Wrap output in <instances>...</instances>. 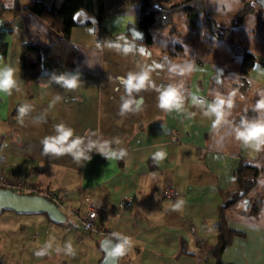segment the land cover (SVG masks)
I'll use <instances>...</instances> for the list:
<instances>
[{
  "label": "crops",
  "instance_id": "0c3cea01",
  "mask_svg": "<svg viewBox=\"0 0 264 264\" xmlns=\"http://www.w3.org/2000/svg\"><path fill=\"white\" fill-rule=\"evenodd\" d=\"M18 1L24 6L31 0ZM104 1L106 14L99 24L72 27L80 53L71 66L44 54L39 79L29 80L21 59L23 42L49 44L59 32L33 10L14 12L16 0H4L0 71H12L15 83L0 92V175L64 193L69 209L64 220L70 224L46 213L4 217L13 222L11 250L23 242L20 233L27 225L41 227L39 236L35 229L32 234L38 236L36 246L69 250L74 212L83 214L89 197L101 205L96 221L122 238L118 246L125 253L118 264H264V143L245 141L239 133L247 128L232 122L235 114L253 107L257 117L251 125L264 123V109L258 107L264 100L263 5L250 0L252 11L239 20L245 0H204L194 25L176 14L180 34L151 28L152 44H147L129 32L131 25H139L140 1ZM210 17L228 27L224 37L213 34ZM229 33L255 55L246 74L243 54L234 51ZM59 77H75L77 86L67 88ZM130 77L134 83L146 79L139 89L129 90ZM243 82L249 92L239 88ZM170 88L177 101L163 108L160 98ZM218 100L224 101L219 117L212 111ZM57 126L72 131L65 147L81 141L77 149L45 152L44 141L60 135ZM102 146L115 156L101 154ZM77 151L83 152L79 158ZM240 163L258 167L256 183L222 213L227 194L238 189ZM167 184L177 190L174 198L163 195ZM123 193L132 194L134 203L121 210ZM254 197L263 199L257 213L248 211ZM1 223L0 234L7 226ZM222 224L236 232L218 258L213 248ZM99 242L59 256V264H99L104 257Z\"/></svg>",
  "mask_w": 264,
  "mask_h": 264
},
{
  "label": "trees",
  "instance_id": "16d2710c",
  "mask_svg": "<svg viewBox=\"0 0 264 264\" xmlns=\"http://www.w3.org/2000/svg\"><path fill=\"white\" fill-rule=\"evenodd\" d=\"M140 1L141 14L138 27L144 32V38L141 40L147 44H152L150 34L151 28L166 29L169 32L180 34L176 14H184L185 20L194 25L197 16L205 8L204 0H175L169 4L163 3L162 0H131ZM264 7V0H257ZM4 0H0V15L7 9ZM14 12L21 9H30L37 13L42 19L48 22L57 32H59L56 41L49 44H44L39 40H26L22 44L21 59L25 68L26 76L29 80H38L40 77V64L44 54L51 55L64 64L71 66L72 61L80 53L78 47L71 39V30L76 25H91L99 24L106 14L104 0H52L51 3L42 0H31L24 6H21L16 0L12 7ZM253 5L250 0H245L242 8L239 9L237 19L241 20L245 15L252 11ZM210 29L217 37H224L228 33V27L218 24L213 18H209ZM228 38L234 48V51L243 54L242 72L246 74L250 66L254 63L255 55L250 52L244 45L237 43L228 34ZM232 39V40H231ZM179 46V45H178ZM239 88L249 92L247 82L239 85ZM257 117V112L251 107L244 113L235 114L232 122L240 128H248L254 118ZM259 169L255 165L240 163L236 169L238 181V189L227 194L223 210L234 203L236 200L247 194L254 186L257 180ZM262 197H254L249 200L248 211L257 213L262 203ZM3 210L2 212H4ZM1 212V213H2ZM0 213V214H1ZM51 220L60 223L64 226L70 224L63 219L55 220L46 213ZM222 222V221H221ZM236 232L234 229L222 224L220 236L213 248V254L218 258L225 244L230 240L232 234ZM119 244L118 241H115ZM99 246L104 250L101 242ZM183 251L180 250L179 254ZM0 264H4L0 259Z\"/></svg>",
  "mask_w": 264,
  "mask_h": 264
},
{
  "label": "rangeland",
  "instance_id": "374dc122",
  "mask_svg": "<svg viewBox=\"0 0 264 264\" xmlns=\"http://www.w3.org/2000/svg\"><path fill=\"white\" fill-rule=\"evenodd\" d=\"M62 213L64 215V219L69 218L68 210L63 209ZM16 214L17 212L11 211V210H6L0 214V223L3 222L7 224L5 231L2 234H0V259L1 261L4 262V264H17L16 262L19 259H21V264H59L58 262L59 256L60 258H62L64 256L63 254L67 256L71 255L72 253L80 251L83 246L90 247L96 240L102 241L103 239L102 236L88 237V235L85 234L80 222H78L77 220H74V224L70 227L71 232H70V237L68 238L69 242L67 241L68 244L70 245H68L66 249H69V250H64L62 248L55 250L49 247H44V246L40 247L39 245L36 246L35 241H38L39 232H42L41 227L37 226L33 228L31 225H27L24 228L23 234L20 233L24 244L22 241H21V244H19V242L17 244L14 243L13 245H17V249L11 250L12 249L11 243L13 239L10 238V232L13 231L11 230L13 226V222L4 220L5 219L4 217H9V215L14 217V215ZM20 215H27V214H20ZM3 223H1L2 226H3ZM54 227H57V226H54ZM44 229L46 231V228ZM33 231H34V234L35 233L38 234L37 237H34L36 239L33 238V235H34ZM78 239H84L83 240L84 242H81V243L78 242L75 245V242ZM26 242L29 245L28 244L25 245ZM56 244H57V241L54 243V245ZM71 247H74V250H72ZM90 250L91 248H89V250L87 251L91 252ZM37 253H40V255H37Z\"/></svg>",
  "mask_w": 264,
  "mask_h": 264
},
{
  "label": "clouds",
  "instance_id": "9594fccd",
  "mask_svg": "<svg viewBox=\"0 0 264 264\" xmlns=\"http://www.w3.org/2000/svg\"><path fill=\"white\" fill-rule=\"evenodd\" d=\"M134 77H130L127 80V87L129 90L136 88L139 89L143 86L144 80L146 77H140L139 81L137 83H134ZM57 82H62L63 85L67 88H74L77 86V80L75 77L72 79H65L64 77L57 78ZM15 81L13 79V72L12 71H0V92H7L9 89H11L14 85ZM177 92L175 89H169L168 91H165L163 95L161 96V104L160 106L163 108L171 107L174 103L177 101ZM224 104L223 100H218L216 107L212 108V111L216 112L217 116H221L222 113L220 111L221 106ZM229 106H231L229 102ZM124 108H127L128 105L125 104L123 106ZM259 108L264 109V100L260 101L258 104ZM22 111V110H21ZM219 121H217L218 123ZM57 130L59 131L60 135L56 138L52 139H46L44 141L45 144V152H52L57 155L63 154L65 152H72L74 149H77L80 145L81 141L79 139L75 140L74 142L70 143L65 147V143L69 140V138L72 136V131L63 128L62 126H57ZM239 136L243 138L245 141L249 140H259L262 143H264V123L261 124H253L247 128L246 131L240 132ZM101 154L107 156L109 159H111L113 156H115V153L108 152L105 147H101L99 149ZM74 155H76L77 158L83 155V152H75ZM124 248L123 245L117 246L111 255H124ZM37 255H40V253H37Z\"/></svg>",
  "mask_w": 264,
  "mask_h": 264
},
{
  "label": "built area",
  "instance_id": "2783aa9c",
  "mask_svg": "<svg viewBox=\"0 0 264 264\" xmlns=\"http://www.w3.org/2000/svg\"><path fill=\"white\" fill-rule=\"evenodd\" d=\"M98 28V27H96ZM0 188H7L19 193H27L34 195H42L47 200L53 202L58 206L60 210H69L66 204L67 197L64 193L58 192L54 189H44L38 184H35L24 177L9 178L4 175H0ZM177 194V190L172 184H167L163 189V195L168 198H174ZM134 203V196L130 193H123L118 202L119 209H127L132 207ZM86 211L83 214L74 212L77 220L80 222L85 234L100 233L105 238L115 239L117 241L122 240L115 231L105 228L103 224H99L96 221V214L98 208L101 207L100 203L93 201L89 197L85 198Z\"/></svg>",
  "mask_w": 264,
  "mask_h": 264
},
{
  "label": "water",
  "instance_id": "95a60500",
  "mask_svg": "<svg viewBox=\"0 0 264 264\" xmlns=\"http://www.w3.org/2000/svg\"><path fill=\"white\" fill-rule=\"evenodd\" d=\"M129 32L139 41L144 38V32L137 26L131 25ZM3 210H13L19 214L49 213L55 220L64 218L58 206L44 196L19 193L7 188H0V213ZM101 244L104 248V257L99 264H118L119 255H111L118 244L111 238H104Z\"/></svg>",
  "mask_w": 264,
  "mask_h": 264
}]
</instances>
